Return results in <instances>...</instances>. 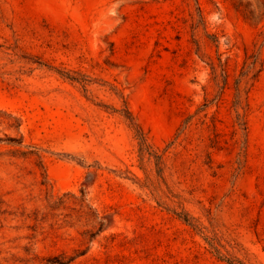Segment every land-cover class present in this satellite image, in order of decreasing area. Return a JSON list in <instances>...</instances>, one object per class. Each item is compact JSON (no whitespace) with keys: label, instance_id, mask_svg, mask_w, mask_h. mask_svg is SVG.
<instances>
[{"label":"rangeland","instance_id":"1","mask_svg":"<svg viewBox=\"0 0 264 264\" xmlns=\"http://www.w3.org/2000/svg\"><path fill=\"white\" fill-rule=\"evenodd\" d=\"M0 264H264V0H0Z\"/></svg>","mask_w":264,"mask_h":264},{"label":"trees","instance_id":"2","mask_svg":"<svg viewBox=\"0 0 264 264\" xmlns=\"http://www.w3.org/2000/svg\"><path fill=\"white\" fill-rule=\"evenodd\" d=\"M246 63H247V61H246ZM249 64H251L252 66H253V68H256L257 67V61L255 60V61H251V62H249L248 64H246V65H249ZM220 66H221V75L223 76V78H224V82H225V84H227L228 83V76H229V73L227 72V69H226V67H225V64L222 62V60L220 59ZM213 68H214V66H213ZM258 71H261V68L258 70ZM244 74H245V72H244V70L241 72V76H244ZM239 82V81H238ZM237 96L239 95L240 96V89H239V87H237V94H236ZM206 107H207V103H205L204 104V106H201V107H199L197 110H196V112H193V113H191V112H187V114H186V116H185V118H184V120H183V122H182V124H181V126L179 127V130H178V132H177V134H176V136H175V139L173 140V142H172V144L174 143H176L179 139H180V137H181V135H183L186 131H187V129H189L190 127H191V125L195 122V123H198V122H204L205 123V117L207 116V112H206ZM201 113H203V114H201ZM237 116H238V121L237 122H239V124H240V119H241V114L238 112L237 113ZM234 131H236V125L234 124ZM219 132H217L216 133V137H218L219 136ZM212 140L213 141H218V139H216V138H212ZM156 156H157V158H158V162L160 163V161H161V158H162V153H159V152H155L154 153Z\"/></svg>","mask_w":264,"mask_h":264}]
</instances>
